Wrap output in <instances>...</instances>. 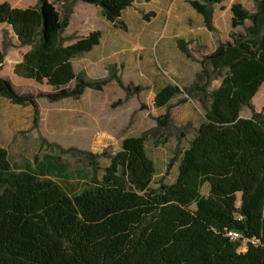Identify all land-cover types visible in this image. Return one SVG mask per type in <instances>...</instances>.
Returning <instances> with one entry per match:
<instances>
[{"label":"trees","instance_id":"trees-1","mask_svg":"<svg viewBox=\"0 0 264 264\" xmlns=\"http://www.w3.org/2000/svg\"><path fill=\"white\" fill-rule=\"evenodd\" d=\"M60 1L67 11L77 1L100 7L109 22L124 27L120 19L136 0ZM224 1L192 6L212 30V7ZM256 3L254 14L239 4L232 8L233 26L250 19L254 39L215 53L228 72L211 94L207 121L185 152L174 183L151 188L156 168L144 138L127 139L102 179L77 193L50 179L66 176L59 158L47 156L37 175L14 168L0 147V264H264V113L251 106L264 83V0ZM0 23L32 46L15 67L18 75L46 82L56 90L49 95L54 100L82 93L87 82L77 77L73 60L90 51L100 33L62 45L67 20L49 0L30 9L4 2ZM177 45L192 58L183 40ZM2 67L0 58V72ZM179 94L176 86L166 85L157 91L155 106L162 109ZM0 98L36 108L32 96L18 94L2 76ZM243 106L252 109L250 118L241 117ZM229 230L242 237L232 241Z\"/></svg>","mask_w":264,"mask_h":264},{"label":"rangeland","instance_id":"rangeland-1","mask_svg":"<svg viewBox=\"0 0 264 264\" xmlns=\"http://www.w3.org/2000/svg\"><path fill=\"white\" fill-rule=\"evenodd\" d=\"M38 1L0 0V4L30 9ZM49 1L67 20L62 45H74L93 33L100 37L90 51L73 60L77 77L87 82L82 93L54 100L49 97L56 92L53 87L15 72L32 46L21 44L12 26L0 23V76L18 94L30 95L36 102L34 108L0 98V147L8 152L11 165L39 175L38 163L47 156L57 157L66 176L56 174L50 179L77 193L86 183L102 179L127 139L144 138L156 168L151 188L160 190L174 183L185 152L207 121L211 94L228 72L215 53L254 39L248 33L250 19L243 26H233L232 8L239 4L254 14L256 0L213 5L212 30L192 6L204 0H136L120 19L124 27L109 22L100 7L74 2L67 11L62 1ZM178 40L186 43L191 59L180 51ZM75 85L76 80L69 87ZM166 85L176 86L180 94L159 109L155 96ZM251 106L264 113V83ZM251 115L250 106H243L241 117ZM208 190L206 184L202 194L208 195Z\"/></svg>","mask_w":264,"mask_h":264},{"label":"built area","instance_id":"built-area-1","mask_svg":"<svg viewBox=\"0 0 264 264\" xmlns=\"http://www.w3.org/2000/svg\"><path fill=\"white\" fill-rule=\"evenodd\" d=\"M227 236H228L232 241H237V240H239V239L242 237L241 233H239V232H237V231H234V230H229V231H227ZM244 246H246V245L244 244Z\"/></svg>","mask_w":264,"mask_h":264},{"label":"crops","instance_id":"crops-1","mask_svg":"<svg viewBox=\"0 0 264 264\" xmlns=\"http://www.w3.org/2000/svg\"><path fill=\"white\" fill-rule=\"evenodd\" d=\"M77 2L82 3V4H86V3H83V2H81V1H77ZM133 4H134V3H133ZM86 5H90V4H86ZM90 6H94V5H90ZM132 6H133V5H132ZM129 8H130V7H129ZM129 8H127V9H129ZM127 9H126V10H127ZM126 10H125V11H126Z\"/></svg>","mask_w":264,"mask_h":264}]
</instances>
